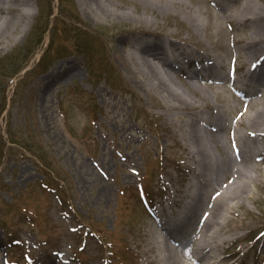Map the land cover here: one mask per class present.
I'll list each match as a JSON object with an SVG mask.
<instances>
[{
    "label": "rangeland",
    "instance_id": "374dc122",
    "mask_svg": "<svg viewBox=\"0 0 264 264\" xmlns=\"http://www.w3.org/2000/svg\"><path fill=\"white\" fill-rule=\"evenodd\" d=\"M30 1L31 19L0 39V264H43L59 254L69 264H144L154 209L201 180L194 171L204 165L188 135L192 122L209 115L206 102L237 105V122L245 106L238 99L251 87L226 83L225 90L226 81L217 82L219 93L203 79L205 98L187 91L191 106L160 105L153 96H165L135 79L120 42L167 35L195 58L211 54L230 77H240L248 59L234 42L248 27L237 23L230 4L234 21L216 28L213 10L226 4L219 0H181L163 9L145 8L153 0H107L109 17L92 16L87 0ZM251 1L264 10V0ZM188 15L203 24L195 29ZM186 60L173 52L182 85L198 67ZM219 134L221 145L211 144L220 158L235 133L228 127ZM253 174L256 200L233 214L241 237L222 247L233 264H264V178L259 168Z\"/></svg>",
    "mask_w": 264,
    "mask_h": 264
},
{
    "label": "bare ground",
    "instance_id": "6f19581e",
    "mask_svg": "<svg viewBox=\"0 0 264 264\" xmlns=\"http://www.w3.org/2000/svg\"><path fill=\"white\" fill-rule=\"evenodd\" d=\"M2 1L7 5L4 6L0 2V39L11 30H18L25 20L31 19L32 15L30 0ZM153 1L154 3L151 4L146 3L145 8L163 9L182 3L181 0ZM219 2L226 4L219 3V9L213 10L216 28L234 21L227 7L230 4L238 9L237 23L248 27L247 32L236 37L234 42L239 44L237 47L239 53L248 59V69L240 77H230L223 70V66H218V63L212 60L211 54H207L204 65L190 71L189 74L186 73L187 80L184 81L185 85H182L175 80V76L180 74L182 64L179 61V64L173 62V51L178 50L181 54L190 52L168 39L167 35L164 37L146 33L142 35L144 39L132 37L120 42L123 45L121 47L126 65L129 67L128 61H131L130 64L136 68L135 73L131 69L135 79L145 89H154L158 91V96H165L161 101L154 92L153 98L160 105L171 100L173 103H170L169 107L191 106L192 97L187 91H202L205 98L207 95L200 82L203 79L207 80L206 86L216 90L217 82L223 81H226L223 88L225 90L228 88L226 83H233L234 88L238 90L245 85L251 87L241 99H238L245 106L237 122L232 120L237 105L229 106L230 102L219 108L206 102L204 106L209 109V115L204 116V120L198 117L196 122H192L188 135L191 147L197 154V161L201 166L204 165V171L201 173L194 171L202 176L201 180L186 189V191L191 190L182 195L187 201L180 200V209L171 210L176 203L170 199H167L165 206L159 209L156 223L146 232L150 238L141 249L144 264H219L228 259L227 255L222 254V247L227 243L238 241L241 237L238 231L242 226L235 223L233 214L237 213L239 207H243L247 200H256L249 185L251 181L257 180L253 169H261L264 178V10L251 0ZM39 4H43V0H39ZM87 4L92 16L109 17L113 12L107 0H87ZM187 17L195 29L203 24L198 15ZM146 18L152 21L151 17ZM192 59L186 60L188 64ZM193 61L194 64H198V59ZM217 91L220 93L223 90ZM151 116L156 115L151 113ZM201 121H204V129L199 123ZM228 127L233 129L235 133L233 138L241 148L236 146L235 152L231 147L230 149L226 147L224 154L219 158L214 155L211 143L221 145L219 132L227 130ZM225 177L228 181L224 183ZM261 186L264 187V183H261ZM41 263L69 264L70 262L64 254H59L57 258L51 261L45 259Z\"/></svg>",
    "mask_w": 264,
    "mask_h": 264
}]
</instances>
